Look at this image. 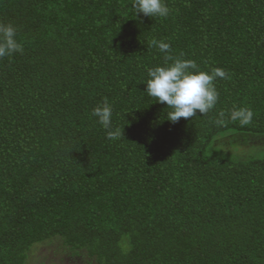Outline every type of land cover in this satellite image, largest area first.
<instances>
[{
    "label": "trees",
    "instance_id": "1",
    "mask_svg": "<svg viewBox=\"0 0 264 264\" xmlns=\"http://www.w3.org/2000/svg\"><path fill=\"white\" fill-rule=\"evenodd\" d=\"M164 2L150 18L131 0H0L23 45L0 59V264L53 237L97 264H264V156L215 145L264 136V0ZM153 39L226 71L207 114L172 124L144 92L165 63ZM105 99L125 138L92 116Z\"/></svg>",
    "mask_w": 264,
    "mask_h": 264
},
{
    "label": "clouds",
    "instance_id": "2",
    "mask_svg": "<svg viewBox=\"0 0 264 264\" xmlns=\"http://www.w3.org/2000/svg\"><path fill=\"white\" fill-rule=\"evenodd\" d=\"M135 17L142 14L145 17H167L169 8L164 0H131ZM150 47L164 53L165 63L147 69L148 79L144 92L154 101L171 109L166 113L167 120L175 124L182 118L190 120L196 115H205L217 103L218 92L214 85L216 78H227L222 68H214L211 72L199 69L192 59L174 57L171 55V45L168 42L153 39ZM23 45L17 39V29L11 23H0V59L22 52ZM92 116L105 129L106 138L118 140L125 138L123 126H114L112 122L113 109L107 99L92 109ZM216 124L223 125L224 113H220ZM253 113L250 109H234L229 116L232 121H239L241 126L251 122Z\"/></svg>",
    "mask_w": 264,
    "mask_h": 264
},
{
    "label": "rangeland",
    "instance_id": "3",
    "mask_svg": "<svg viewBox=\"0 0 264 264\" xmlns=\"http://www.w3.org/2000/svg\"><path fill=\"white\" fill-rule=\"evenodd\" d=\"M238 135L220 136L216 139L215 145L225 153L239 158L249 155L264 156V136ZM26 264H97V262L86 250L72 249L65 245L61 238L53 237L34 244L27 254Z\"/></svg>",
    "mask_w": 264,
    "mask_h": 264
}]
</instances>
